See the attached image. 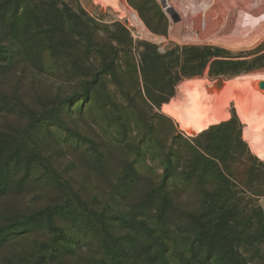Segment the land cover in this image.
<instances>
[{
  "label": "rangeland",
  "instance_id": "rangeland-1",
  "mask_svg": "<svg viewBox=\"0 0 264 264\" xmlns=\"http://www.w3.org/2000/svg\"><path fill=\"white\" fill-rule=\"evenodd\" d=\"M183 1L27 0L14 13L0 0V264H167L169 248L180 258L181 242L206 222L202 196L166 182L163 165L141 142L171 124L186 136L199 134L182 130L162 104L188 79L228 81L264 70V36L247 49L222 48L228 53L211 58L200 76L175 84L180 62L151 67V80L166 72L170 85L160 89L164 100L142 111L135 97L145 93L144 49L215 46L195 35L210 0ZM190 31V42L181 41ZM223 59L250 69L211 76L214 60ZM126 95L137 102L129 119ZM228 105V116L208 128L232 120L244 140L245 123L233 101ZM249 152V165L236 166L234 179L240 203L254 204L233 224L235 244L239 264H264L257 214L264 215V161ZM190 211L200 213L184 219Z\"/></svg>",
  "mask_w": 264,
  "mask_h": 264
},
{
  "label": "trees",
  "instance_id": "trees-1",
  "mask_svg": "<svg viewBox=\"0 0 264 264\" xmlns=\"http://www.w3.org/2000/svg\"><path fill=\"white\" fill-rule=\"evenodd\" d=\"M8 1L10 5L13 4L16 13L18 7L27 0ZM177 51L181 52L175 54ZM227 53L228 51L222 48L210 45L181 46L164 52L147 47L141 52L140 60L142 78L146 85L145 93L144 95L140 92L135 93L136 97L134 96L140 103L139 109L144 111L143 107L150 109L152 105H158V102L166 98V95L160 93L161 87L170 85L166 72L164 74L155 72L151 80L148 74L151 67L154 66L160 71L165 64L180 62V72L174 79L175 84L183 79L200 76L211 58H218L221 54ZM125 54L132 62L130 54L126 51ZM117 62L116 60L110 64L115 66ZM241 64L227 59L214 60L210 75L229 77L249 71V67H243ZM131 80L133 85L137 83L134 73ZM123 81V78H118V85L121 88ZM151 84L152 88H148ZM152 90L159 93L157 99L153 98L157 93H152ZM123 98L129 102L125 112V118L129 119L137 110V102L128 99L127 95ZM238 127L234 126L232 120H227L207 127L195 136L184 135L172 124L171 129L168 128L159 135L145 133L147 137L144 136L141 145L145 146L146 154L151 161L163 165L162 178L166 179V182L175 181L192 194H200L204 200V207L199 216L206 219V222H201L197 226V232L191 234L193 238L190 242L185 244L181 242L184 246L180 258L175 256L177 252L174 249L169 248L168 256L166 255L167 264H239L241 257L235 244L239 233L233 224L244 218L249 207L254 204V199L247 200L245 201L247 203L244 202L242 205L238 197L239 191L236 189L238 186L234 179V169L240 165L248 166V160L252 157ZM179 180L181 182H178ZM199 207L201 209V206ZM254 209L251 208L252 211H255ZM196 213L190 211L184 214L183 218L194 220ZM257 214L260 228L264 231V215L258 208ZM203 251L205 255L200 254Z\"/></svg>",
  "mask_w": 264,
  "mask_h": 264
},
{
  "label": "bare ground",
  "instance_id": "bare-ground-1",
  "mask_svg": "<svg viewBox=\"0 0 264 264\" xmlns=\"http://www.w3.org/2000/svg\"><path fill=\"white\" fill-rule=\"evenodd\" d=\"M207 3L197 18L199 22L196 21L199 29L195 35L202 42L239 51L252 47L264 36V0H210ZM172 9L180 15L178 7ZM191 35V31L180 33V40L188 43ZM215 98L219 99V107L212 106ZM230 101L245 123L243 139L264 161V70L241 74L228 81L208 82L201 76L188 79L161 108L182 130L193 135L225 119Z\"/></svg>",
  "mask_w": 264,
  "mask_h": 264
},
{
  "label": "water",
  "instance_id": "water-1",
  "mask_svg": "<svg viewBox=\"0 0 264 264\" xmlns=\"http://www.w3.org/2000/svg\"><path fill=\"white\" fill-rule=\"evenodd\" d=\"M185 1H187V0H184L182 3H184ZM182 3L178 4V5H179V7H180L181 5H183Z\"/></svg>",
  "mask_w": 264,
  "mask_h": 264
}]
</instances>
